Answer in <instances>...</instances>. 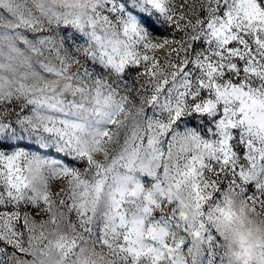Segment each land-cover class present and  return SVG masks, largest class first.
I'll use <instances>...</instances> for the list:
<instances>
[{
  "label": "snow or ice",
  "instance_id": "1",
  "mask_svg": "<svg viewBox=\"0 0 264 264\" xmlns=\"http://www.w3.org/2000/svg\"><path fill=\"white\" fill-rule=\"evenodd\" d=\"M0 264H264V0H0Z\"/></svg>",
  "mask_w": 264,
  "mask_h": 264
}]
</instances>
